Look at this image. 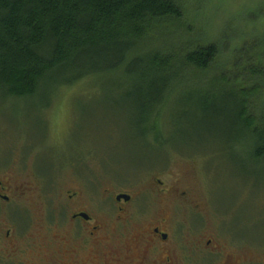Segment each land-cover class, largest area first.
Segmentation results:
<instances>
[{
  "label": "rangeland",
  "instance_id": "1",
  "mask_svg": "<svg viewBox=\"0 0 264 264\" xmlns=\"http://www.w3.org/2000/svg\"><path fill=\"white\" fill-rule=\"evenodd\" d=\"M184 22L195 39L218 45L217 69L243 52L264 63V0H186ZM197 81L192 91L199 93ZM138 87L148 90L149 82L120 72L21 99L0 91V180L10 197L9 226L26 231L10 244L12 262L149 264L137 246L149 217L168 219L175 241L213 238L246 264L264 261V161L233 142L222 120H205L185 103L182 90L159 110V128L141 124ZM118 193L135 197L121 219ZM76 194L99 226L94 237L91 229L79 237L69 225ZM163 256L151 260L164 264ZM212 258L200 264H217Z\"/></svg>",
  "mask_w": 264,
  "mask_h": 264
},
{
  "label": "trees",
  "instance_id": "2",
  "mask_svg": "<svg viewBox=\"0 0 264 264\" xmlns=\"http://www.w3.org/2000/svg\"><path fill=\"white\" fill-rule=\"evenodd\" d=\"M185 3L0 0V91L21 99L45 86L57 89L122 72L149 82L148 90L138 87L136 94L141 124L159 128V110L182 90L185 103L205 120H222L233 142L241 141L254 160L264 161V63L247 51L233 66L217 69L220 48L194 38L183 23ZM198 78L202 88L196 93Z\"/></svg>",
  "mask_w": 264,
  "mask_h": 264
},
{
  "label": "flooded vegetation",
  "instance_id": "3",
  "mask_svg": "<svg viewBox=\"0 0 264 264\" xmlns=\"http://www.w3.org/2000/svg\"><path fill=\"white\" fill-rule=\"evenodd\" d=\"M7 188L4 187L2 180H0V264H15L10 259V244L17 237H21L25 240V232L26 231H17L15 227L11 228L9 226L10 222V214L8 203L10 201V197L7 195ZM76 195L70 196L72 199L71 203L73 204V210L68 214V222L71 229L74 231H78L77 235L79 237H85L87 230L91 229L88 236L94 237L99 230L98 224H95L94 216L88 211L80 207V204L74 200ZM125 196L127 198H122ZM121 197L120 199H118ZM135 197L129 193H118L115 197L116 203V212L118 213V218L121 219L122 216L127 214L128 208L134 202ZM129 206V207H128ZM141 209H144L143 206L140 205ZM150 209V207H149ZM156 222L153 221V218L149 217L148 229L146 233L141 237L142 243L137 244V246L141 245L144 247L143 257L148 259L149 264H162L159 259L151 260V255L153 253L159 252L160 254H164V264H190L191 260L198 261L194 262L195 264L203 263L205 261H212V256L218 257L219 261L217 264H246L244 263L240 257L235 258V254H224L222 252V248H217V240L208 239L206 241H189L183 239L181 241L173 240L174 237L172 233L168 230V219L161 218L157 219ZM12 221H16L15 218ZM19 225L24 223V217L21 221L18 222ZM192 226V225H191ZM193 228H196L192 226ZM87 249V248H81ZM78 250H74L71 248V253H75ZM204 255L201 256V254ZM80 254V253H79ZM78 254V255H79ZM77 255V256H78ZM76 256V257H77ZM149 256V257H148ZM205 256V257H203ZM82 260H85L82 255ZM125 261H130L128 258L124 259ZM119 264H125L120 259H117L116 262ZM107 261L106 257L103 262L100 264H113ZM67 264H82L81 261L73 258L71 261H67ZM143 264V263H142ZM250 264V263H247ZM256 264H264V261L261 260V263Z\"/></svg>",
  "mask_w": 264,
  "mask_h": 264
},
{
  "label": "water",
  "instance_id": "4",
  "mask_svg": "<svg viewBox=\"0 0 264 264\" xmlns=\"http://www.w3.org/2000/svg\"><path fill=\"white\" fill-rule=\"evenodd\" d=\"M121 197H119L118 199H120ZM122 198H127V197H125V196H122Z\"/></svg>",
  "mask_w": 264,
  "mask_h": 264
}]
</instances>
